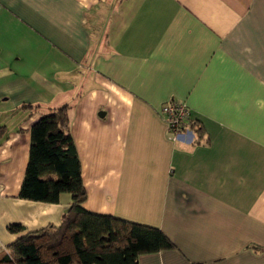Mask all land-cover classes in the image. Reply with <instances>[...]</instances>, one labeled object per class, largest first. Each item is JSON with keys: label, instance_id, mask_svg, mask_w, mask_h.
<instances>
[{"label": "crops", "instance_id": "1", "mask_svg": "<svg viewBox=\"0 0 264 264\" xmlns=\"http://www.w3.org/2000/svg\"><path fill=\"white\" fill-rule=\"evenodd\" d=\"M168 102L203 128L192 144ZM64 105L83 208L176 247L138 264H264V0H0V249L71 203L17 198L31 126Z\"/></svg>", "mask_w": 264, "mask_h": 264}, {"label": "trees", "instance_id": "2", "mask_svg": "<svg viewBox=\"0 0 264 264\" xmlns=\"http://www.w3.org/2000/svg\"><path fill=\"white\" fill-rule=\"evenodd\" d=\"M38 113V107L28 106ZM69 106L40 114L30 128L28 161L17 198L57 204L62 194L71 203L58 225L25 231L10 224L7 232L22 234L0 249V264H138L143 255L174 250L175 245L159 229L91 213L86 199L81 164L70 134ZM184 127L195 135L203 128L188 120ZM256 253L264 249L249 246Z\"/></svg>", "mask_w": 264, "mask_h": 264}, {"label": "built area", "instance_id": "3", "mask_svg": "<svg viewBox=\"0 0 264 264\" xmlns=\"http://www.w3.org/2000/svg\"><path fill=\"white\" fill-rule=\"evenodd\" d=\"M160 115L167 124L172 141L192 144V131L183 126L188 118V109L183 103L168 102L164 104L160 110Z\"/></svg>", "mask_w": 264, "mask_h": 264}]
</instances>
